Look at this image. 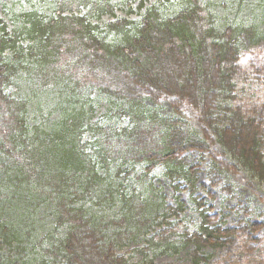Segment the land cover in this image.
Here are the masks:
<instances>
[{
    "label": "trees",
    "instance_id": "1",
    "mask_svg": "<svg viewBox=\"0 0 264 264\" xmlns=\"http://www.w3.org/2000/svg\"><path fill=\"white\" fill-rule=\"evenodd\" d=\"M80 7L87 13H77ZM112 9L109 0H55L54 16L20 13L11 34L0 20V247L16 243L21 254L43 206L52 230L41 249L51 263L143 264L134 254L154 258L192 244L190 264H207L204 248L221 249L235 230L249 235L262 225L247 219L239 229L227 228L223 217L213 223L205 209L195 232L179 241L164 235L173 230L168 227L152 235L157 217L167 222L181 208L178 198L174 208L150 185L120 191L99 170L110 160L147 172L160 166L174 191L184 184L193 193L198 168L181 155L194 150L208 158L212 186L231 192V177L239 172L264 186V133L254 116L230 104L241 75L240 37L256 38V28L216 27L203 0H183L169 16L150 7L138 22L119 19L104 30L90 22ZM259 9L264 13V0ZM12 86L19 96L9 92ZM91 93L119 104L117 117L128 125L92 124ZM162 103L171 116L159 114ZM188 111L199 130L186 121ZM86 132L102 151L98 164L82 142ZM102 190L118 205L107 220L83 203ZM139 242L133 254L117 253ZM22 258L1 254L0 264H25Z\"/></svg>",
    "mask_w": 264,
    "mask_h": 264
},
{
    "label": "rangeland",
    "instance_id": "2",
    "mask_svg": "<svg viewBox=\"0 0 264 264\" xmlns=\"http://www.w3.org/2000/svg\"><path fill=\"white\" fill-rule=\"evenodd\" d=\"M203 2L213 14L216 27H221L224 24L247 27L252 24L256 28L255 35H258L256 38L249 40L245 36L240 37L242 42L239 59L241 75L235 82V99L230 104L240 106L245 114L254 116L260 125L261 132L264 133V13L260 9L258 10L260 0H203ZM54 3L55 0H0V20L4 22L6 31L11 34L14 29L18 28L16 15L35 9L45 17L54 16ZM109 3L113 8L111 14L90 18L93 25L103 30L107 23L119 19L138 22L145 9L150 7H158L162 15H172L183 3V0H109ZM78 11L77 13L80 15L87 13V9L84 7H80ZM21 44L27 45V41L21 40ZM9 92L19 96L15 86L9 88ZM91 94L93 118L90 122L92 124H97L100 127L113 126L115 129L128 125L125 118L117 117L121 109L119 104L115 108L113 104L110 105L105 96L97 93ZM159 114L171 116L172 112L166 103H162ZM186 115L188 124L193 129L199 130L195 115L190 111ZM94 139V136L88 132L82 136V142L88 144L87 152L98 164L97 154L102 151L98 149V146H91ZM262 151L264 152V148ZM219 154L221 155L220 150ZM181 157L188 165H196L198 168L193 193L184 184L179 186L177 192L174 191V183H171L163 175V169L160 166L147 172L142 165L120 166L110 160L107 170L105 172L99 170V174L104 176L107 183H117V186L120 184V191L142 192L150 185L164 197L165 204L169 207L175 208L174 201L178 198V202L182 204L181 208L176 207L173 210L175 211L174 216L166 218L167 222L162 221L161 215L160 218L157 217V224L150 231L152 235L154 232L168 227L173 230H168L164 235L176 234L174 240L179 241L183 234L195 232L200 222L199 212L205 209L212 215L213 223L218 222V217H223V226L227 228L239 229L247 219L253 223L261 224L262 226L249 235L241 230H235L231 242L225 247L221 249L207 247L202 252L208 258L207 264H264V205L262 202L264 186H257L256 182L250 181L243 173L239 172L231 177L232 191L223 190L220 186H212L206 177L209 162L207 157L194 150L184 152ZM119 168L121 172H117ZM107 196L102 190L96 197H87L83 200L84 206L87 209L90 208L91 213L107 220L117 213L118 208L116 202H109ZM192 197L197 198L198 205L191 201ZM34 205L30 204L29 209H35L36 214L38 207ZM40 210L35 216V219H38L37 231L33 230L32 236L24 238L21 246L25 249L21 254H18L16 243H12L11 247H0V255H22L25 264H61L51 263V259L46 261L43 255L41 248H46L45 233L52 229L49 220L45 218L46 211L43 206ZM142 245L143 242L129 244L122 250H118L117 253L130 255L133 254L131 253L133 248ZM192 249L193 246L190 244L173 254H162L152 258L151 252L147 251L146 256L150 254L149 257L142 258L140 255L134 254V258L143 261V264H190L189 253Z\"/></svg>",
    "mask_w": 264,
    "mask_h": 264
}]
</instances>
